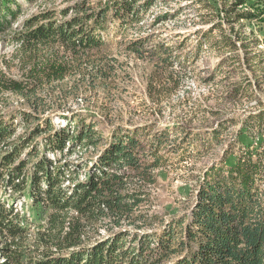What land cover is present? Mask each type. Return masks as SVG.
Wrapping results in <instances>:
<instances>
[{
  "label": "trees",
  "instance_id": "1",
  "mask_svg": "<svg viewBox=\"0 0 264 264\" xmlns=\"http://www.w3.org/2000/svg\"><path fill=\"white\" fill-rule=\"evenodd\" d=\"M155 1L98 0L94 5L79 0L74 14L65 19V10L59 22V11H40L25 20V32L12 34L19 55L31 64L26 70L31 82L0 77V89L40 109L36 80L63 79L70 68L55 52L46 57L48 49L57 43L75 52L78 47L79 55L101 53ZM197 1L212 9L206 0ZM246 1L225 4L224 19L264 25V0L254 10L237 11ZM13 18L11 2L0 0V30ZM231 29L233 34L213 21L196 45L207 41L210 48L233 51L243 39ZM212 31L218 35L211 36ZM256 44L264 45V35ZM129 47L139 54L142 42ZM39 115L13 109L9 122L0 119V264H264V110L246 116L220 158L202 170L189 214L169 221L151 218L149 189L155 171L172 163L160 151L173 130L154 134L149 124L115 125L103 134L99 122L82 111L60 114L63 126ZM224 121L194 138L203 149L226 141ZM14 122L34 125L10 142ZM190 134L185 130L186 136L168 147L176 162L201 150L191 147ZM38 135L41 139L31 141ZM80 146L100 150L80 162L70 160ZM17 200L24 207L21 214L13 208Z\"/></svg>",
  "mask_w": 264,
  "mask_h": 264
},
{
  "label": "rangeland",
  "instance_id": "2",
  "mask_svg": "<svg viewBox=\"0 0 264 264\" xmlns=\"http://www.w3.org/2000/svg\"><path fill=\"white\" fill-rule=\"evenodd\" d=\"M78 1L9 0L14 18L0 30V77L31 82L26 76L31 64H25L19 55L12 34L25 32V20L45 9L59 11L55 17L58 22L63 20L60 18L65 10L64 18H69ZM87 1L94 5L98 2ZM206 1L212 4V9L197 0H157L138 23L111 40L101 53L79 55L78 47L75 52L65 45L54 44L45 51V56L55 52L58 58L68 62L69 71L60 80H36L34 87L40 106L43 105L38 110L30 107L32 100L26 102L21 95L0 89V119L9 122L6 116L11 110H24L39 116L49 115L54 125L63 126L66 121L59 115L74 110L98 121L97 129L103 134L115 125L129 128L149 124L154 134L161 128L173 130L167 147L160 151L172 163L155 171L156 182L149 189L152 197L149 214L154 221L158 218L169 221L189 214L202 170L220 158L225 142L233 138L246 116L264 110V45L256 44V39L263 38V23L227 22L224 6L233 0ZM261 1L247 0L237 11L254 10ZM217 20L227 33L233 34L230 30L233 26L243 44L237 42L233 51L210 48L207 41L198 47L197 41L203 40L212 22ZM217 35V31L211 32V36ZM136 40L142 42L139 54L129 47ZM162 46L166 50H160ZM36 53L41 56L42 52ZM240 87L247 88L246 93ZM43 107L47 109L45 113ZM222 121L228 127L223 134L226 141L203 149L200 140L194 138ZM13 124L10 142L25 136L34 125L33 122L25 126ZM185 130L192 132L187 137L193 141L191 147L201 150L194 151L191 159L176 162L177 156L168 147L186 136ZM39 139L41 135L31 141ZM99 148L76 147L69 159L80 162L91 158ZM13 208L20 214L24 209L19 200L13 203ZM158 227L152 224L151 228Z\"/></svg>",
  "mask_w": 264,
  "mask_h": 264
}]
</instances>
